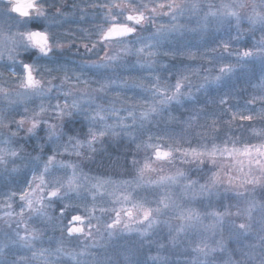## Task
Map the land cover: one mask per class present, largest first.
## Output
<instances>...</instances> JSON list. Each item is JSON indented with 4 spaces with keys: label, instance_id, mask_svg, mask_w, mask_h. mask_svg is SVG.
Returning a JSON list of instances; mask_svg holds the SVG:
<instances>
[{
    "label": "snow or ice",
    "instance_id": "obj_1",
    "mask_svg": "<svg viewBox=\"0 0 264 264\" xmlns=\"http://www.w3.org/2000/svg\"><path fill=\"white\" fill-rule=\"evenodd\" d=\"M0 3V264H264V0Z\"/></svg>",
    "mask_w": 264,
    "mask_h": 264
},
{
    "label": "rangeland",
    "instance_id": "obj_2",
    "mask_svg": "<svg viewBox=\"0 0 264 264\" xmlns=\"http://www.w3.org/2000/svg\"><path fill=\"white\" fill-rule=\"evenodd\" d=\"M66 0H59V2H57V0H48L49 3L54 4V7L52 8L51 11L53 12H65L66 15V19L68 20V12L66 10H64V6L65 3H63ZM214 3H219V0H213ZM47 5V4H45ZM48 6V5H47ZM5 8V5L0 3V11H2ZM242 27L244 29L248 28L247 23H244L242 25ZM80 26H76L75 24H64V27L62 29H60L61 32H65L68 33V38H66L63 42L64 44V55H63V61H68V62H72L74 61L76 64L81 62V59L84 60H88V57L84 55V48L85 45H87L88 47H91V43L87 38L82 37L81 35V30H80ZM147 34V33H145ZM256 39H259V34H257ZM79 51V55L77 54ZM109 51H111V49H109ZM104 56V52L101 51L99 52V55H91V60H98L100 57ZM165 63H171L172 65H174L173 70L175 71L176 68H180L183 65H188L191 64L193 67H198L200 64L204 63L207 64L206 61L200 60V59H196L195 61L189 60L187 58L184 57H180L177 58L175 60H171L170 58L165 60ZM210 66V65H209ZM3 69H0V72ZM44 77L45 78H50L48 77L47 73H44ZM129 95H131V93H129ZM259 126V125H258ZM110 151L112 152H116V153H124V152H129L132 151L131 148H128L126 145L124 146H120L119 148L113 147L112 149H110ZM179 167H183L185 168V170L187 169V167L190 166H184V165H178ZM90 167L92 168V174L93 175H101V176H109L114 180H119L122 178H131L130 175H128V173H126L123 169H113L110 166L105 165L104 167H100V166H96V165H90ZM171 171H175L174 168L170 169ZM85 171H87V169H85ZM153 178H154V174H153ZM258 198H259V193L257 194ZM228 203H236L235 201H228ZM233 212H235V209L232 210ZM232 219L236 220V223H242L243 220L236 218V217H232ZM208 222V221H206ZM93 223L95 224L96 222L93 221ZM49 236H53V237H60L61 233L58 229L56 230H49L48 232ZM224 237L225 240L228 239V234L227 232L224 233ZM217 239H219V236L216 237ZM89 242V241H86ZM45 247H48V244L44 245ZM65 248L68 251H72L74 248H76V244L75 242H68L67 240H65ZM234 247L233 244L229 243V248ZM78 250V249H76ZM155 253H149V255H154ZM217 264H220V262L218 261Z\"/></svg>",
    "mask_w": 264,
    "mask_h": 264
},
{
    "label": "flooded vegetation",
    "instance_id": "obj_3",
    "mask_svg": "<svg viewBox=\"0 0 264 264\" xmlns=\"http://www.w3.org/2000/svg\"><path fill=\"white\" fill-rule=\"evenodd\" d=\"M63 3H65L64 6V10H66L68 12V23L67 24H75L76 26H80V30L81 29H87V30H91L93 28V24L92 23H85L82 22L80 20V17L83 15L82 12L75 10L73 8V5H77L79 8H83L86 12L88 13H95V9L92 7H89L87 4L82 3V0H66ZM45 7H47V5H45ZM85 19L87 20L88 17H85ZM4 70H1V72H3ZM5 76H7V73H4ZM39 78V77H38Z\"/></svg>",
    "mask_w": 264,
    "mask_h": 264
},
{
    "label": "bare ground",
    "instance_id": "obj_4",
    "mask_svg": "<svg viewBox=\"0 0 264 264\" xmlns=\"http://www.w3.org/2000/svg\"><path fill=\"white\" fill-rule=\"evenodd\" d=\"M50 10H52V8Z\"/></svg>",
    "mask_w": 264,
    "mask_h": 264
}]
</instances>
